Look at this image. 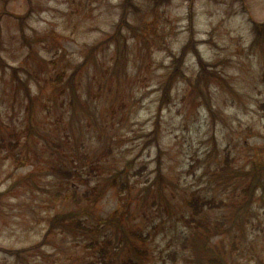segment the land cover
<instances>
[{
	"label": "rangeland",
	"instance_id": "obj_1",
	"mask_svg": "<svg viewBox=\"0 0 264 264\" xmlns=\"http://www.w3.org/2000/svg\"><path fill=\"white\" fill-rule=\"evenodd\" d=\"M121 1L0 0V12L9 11L0 60V245L30 248L18 256L0 250V264H104L91 242L107 237L114 247L123 224L146 236L148 264H220L216 254L226 264H264V169L240 207L252 169L264 168V37L254 42L253 31L264 0H135L126 48L105 44L87 63L89 46L114 30ZM191 33L225 78L192 95L200 65L190 51L185 76L164 98ZM84 61L73 103L66 80ZM93 185L102 188L97 200L72 197V188L82 196ZM194 193L218 202L195 216L215 229L204 249L188 206ZM66 211L91 228L57 230L31 248ZM116 249L114 264H124L128 249Z\"/></svg>",
	"mask_w": 264,
	"mask_h": 264
},
{
	"label": "trees",
	"instance_id": "obj_2",
	"mask_svg": "<svg viewBox=\"0 0 264 264\" xmlns=\"http://www.w3.org/2000/svg\"><path fill=\"white\" fill-rule=\"evenodd\" d=\"M159 0H154L155 3H157ZM163 3H168L169 0H160ZM121 6V15L119 17V20L117 21L115 28L112 32L108 33V35L98 42L94 43L92 46H89V51L84 59L87 60V63L91 61L90 58L93 57L94 52L98 53L99 48L105 44H110L111 42H117L120 43L126 48L128 40L125 39V32L127 28H131L133 25L130 22V13H137L139 11V5L135 2V0H122L120 2ZM31 11V9H30ZM9 13L6 9H3L0 12V60L2 63H5L3 61L1 56V48L3 45L2 42V19L5 14ZM27 14H21L18 15V18L20 20V30L22 37L27 40L28 36L26 35L25 31V20L27 18ZM253 31L255 33V39L254 42H258L261 44L263 42L264 37V21H253ZM195 36L194 33H191L187 43L184 44L181 51L174 56L173 59V65L170 67V70L165 78L164 81V98L168 97V91L170 87L178 80L180 76H185V72L182 68V63L185 62L184 60L185 56L188 52L193 51V53L197 56L198 63L200 65V70L197 75V79L195 82H190V93L195 96L196 93L199 92L197 90V87H200V83H203L206 89H208V86L211 81H214L219 78H225L221 72H218L214 70L212 65L209 64L205 59L202 58L201 53L197 49V45L195 43ZM118 47V49L120 48ZM85 64V61L82 62L80 65L76 67V69L68 76L66 80V84L69 89L72 90L69 93L70 100L74 103L75 99L77 97L78 89L76 86V78L79 75L80 68L83 67ZM13 73L16 78L20 79L17 74L16 67L12 66ZM57 78L61 79L60 75H57ZM204 95V94H203ZM166 99H162V102H164ZM31 121V120H30ZM28 123L27 128L31 129L32 127V121ZM13 141V140H11ZM229 158V155H227V159ZM262 167H254L252 170H254V173L252 174V179L250 182L247 183L244 196H242V203L240 207L243 205L249 204L250 200L252 199L254 195L255 189L259 186V183L261 182V174L263 172ZM57 171L69 176L70 170L69 169H63L62 167H58ZM161 175L157 179H161ZM157 181V180H156ZM163 181V180H162ZM157 181V182H162ZM261 184V183H260ZM264 189V186H263ZM102 188L98 185H93L90 187V189L83 192L82 196H79L77 194V191L72 188V197L76 199L78 202L86 201V200H97L99 197V194L101 193ZM69 195H66L68 197ZM218 202L210 197H204L199 194H193L189 200H188V206L191 210V219L196 222L198 228H200V238L203 240V242L200 244L201 248L204 249L206 247L207 241L210 239V235H212L215 231L214 228L210 227L205 221L197 219L195 216L200 215L202 212H204L206 209L211 208L213 206H216ZM123 229L120 227V230L122 229V235L118 236L117 243L114 247H112L110 244L112 243L111 239L105 238V241L102 243L95 240L91 242V245H95L96 243L98 246L95 248L97 250L96 255H100V259L104 264H114L115 256L118 254L116 246H123L128 249L129 253L128 256L124 259V264H148L147 259L149 256V249H148V242L146 239V236L141 231V229L136 227H127L125 228V225L123 224ZM91 228L89 225L86 224L85 218L79 216L73 211H66V212H57L55 213L49 220V225L43 235V239L39 241L38 243L31 246V248L39 247L44 243H47L50 239V237L57 231V230H77L79 232L83 231L84 229ZM218 227L216 226V229ZM119 230V231H120ZM111 248L112 252H111ZM30 248H5L2 245H0V250L11 254V255H21L23 251L29 250ZM201 250V249H200ZM215 262L217 261L220 264H226L223 257L220 255H214Z\"/></svg>",
	"mask_w": 264,
	"mask_h": 264
}]
</instances>
